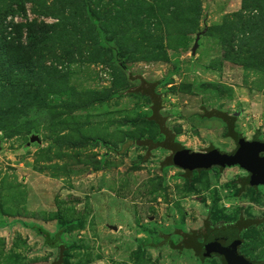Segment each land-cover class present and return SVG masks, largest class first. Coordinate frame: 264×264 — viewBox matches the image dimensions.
I'll list each match as a JSON object with an SVG mask.
<instances>
[{
    "label": "rangeland",
    "instance_id": "374dc122",
    "mask_svg": "<svg viewBox=\"0 0 264 264\" xmlns=\"http://www.w3.org/2000/svg\"><path fill=\"white\" fill-rule=\"evenodd\" d=\"M157 104L191 153L237 149L204 110L264 141V0H0V264H225L166 244L205 221L264 262V185L163 166Z\"/></svg>",
    "mask_w": 264,
    "mask_h": 264
},
{
    "label": "water",
    "instance_id": "95a60500",
    "mask_svg": "<svg viewBox=\"0 0 264 264\" xmlns=\"http://www.w3.org/2000/svg\"><path fill=\"white\" fill-rule=\"evenodd\" d=\"M199 36L196 37L198 40ZM197 48L194 43L192 53ZM264 141H247L240 139L237 149L231 153H222L217 149H211L206 153H191L184 150L177 160V164L185 171L208 170L213 167L226 168L238 166L246 171L248 176L243 179L244 184L252 187L264 185ZM238 229L228 231L224 243L209 240L205 244L206 254L220 256L225 264H264V262H252L239 254L238 248L241 245ZM206 257L205 255H203Z\"/></svg>",
    "mask_w": 264,
    "mask_h": 264
},
{
    "label": "trees",
    "instance_id": "16d2710c",
    "mask_svg": "<svg viewBox=\"0 0 264 264\" xmlns=\"http://www.w3.org/2000/svg\"><path fill=\"white\" fill-rule=\"evenodd\" d=\"M31 39L34 38L33 34L29 35ZM159 106L158 104L153 106V113L152 115L149 117V119L151 121H155L159 128L160 131L162 133V135L164 136V140L160 141V142H146V146L151 150V149H155V148H165L168 149L170 151H172V153L164 160L163 162V166H169V165H176L177 164V160L179 159L180 154L185 150L181 144H179L178 142L174 141V135L172 134V132H170L164 125V120L162 118V116H160L159 114ZM205 116L210 117V118H218L220 120H222L227 128L226 131V135L227 137H230L231 139H233L236 144L238 143V141L240 139H243L238 133H236L234 131L233 128V120L232 118L228 117L227 114L222 113L220 111L217 110H211V111H205ZM196 172H200L202 170H194ZM194 171H185V175L187 178H190L192 175V172ZM208 222L205 221L204 222V226L202 228H200L199 230H193L190 233H183L181 232V234H179L180 236V242L174 244L170 239H168V242L166 243L167 245H169L171 248L173 249H177V250H181L183 248H195L196 250H203L205 247V244L207 243V241L209 240H215L219 237V233L220 235L223 234V237L225 238V235L228 231L231 230H235L238 228H228L225 229L222 232H215L214 230L212 231L210 226H208L207 224ZM218 233V234H217ZM239 235V229H238V233ZM44 238H45V243L47 245H50L52 247H55L58 249V255L56 257V259L54 260L53 264H65L66 263V254H65V248L63 247V241L60 239L59 235L56 236H52L50 237L47 232L43 233ZM202 258H204V256H201Z\"/></svg>",
    "mask_w": 264,
    "mask_h": 264
},
{
    "label": "flooded vegetation",
    "instance_id": "af4514ba",
    "mask_svg": "<svg viewBox=\"0 0 264 264\" xmlns=\"http://www.w3.org/2000/svg\"><path fill=\"white\" fill-rule=\"evenodd\" d=\"M224 243V242H223ZM224 261V260H223ZM250 261V260H249ZM252 262H255V261H252Z\"/></svg>",
    "mask_w": 264,
    "mask_h": 264
}]
</instances>
